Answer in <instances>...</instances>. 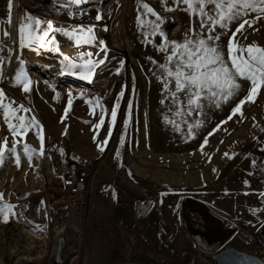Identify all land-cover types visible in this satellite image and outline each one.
<instances>
[{
    "label": "rangeland",
    "instance_id": "obj_1",
    "mask_svg": "<svg viewBox=\"0 0 264 264\" xmlns=\"http://www.w3.org/2000/svg\"><path fill=\"white\" fill-rule=\"evenodd\" d=\"M145 2L161 11L160 4H153L155 0ZM8 3L9 0H1L0 41L5 42L6 47L0 55L10 56L11 62L6 61L4 64L6 79L0 80V87L6 94L5 103L14 101L15 107L23 104L31 109L27 114L22 111L19 114L35 116L42 125L45 138L44 156H35L30 165L27 157L23 155V143L26 142L39 150L41 142L36 134L38 130L32 128L23 136L13 137L0 111V147L3 146L5 138L9 147L19 140L21 143L16 146L22 156L20 167L16 166L14 159L8 158L0 167V180L5 179V171L12 170L15 177L27 175L36 180L35 184L28 180V186L24 190L16 187L21 184V180L13 181L5 194L4 199L8 202L13 197L19 202L22 201L16 204L14 222L21 225L27 217L28 221L32 220V223L38 224L43 228V231L40 230L39 242L46 247L52 240L42 242V238L48 239L47 227L42 224L45 223L44 219L63 218L71 208L70 200L75 199L77 205H84L86 201H91L93 190L97 197H104L110 192L117 208L114 216L118 219L119 229L124 231L127 228L129 222L126 221V215L130 219L135 218L137 222L134 236L138 243L136 250L139 256L122 264H195L200 247L183 228L182 206L187 198L197 199L211 206L213 213L240 228L238 234L228 241L226 250L245 253L246 256L264 263L263 242L260 243L258 237H255L264 224V198L259 195L264 192V131H261L264 128V89H261L256 103L244 105V118L233 117L211 136L208 133L228 117L238 99L246 94L249 87L247 81L242 82L244 91L237 101L219 109L206 107L203 116L195 113L191 116H177V106L171 102V111L167 116L179 124V129L172 124L168 128L171 147H179L181 150L185 147V150L179 151L181 153L173 150L171 155L167 154L166 157L151 155L150 149L154 153L160 151L159 146L149 143L152 128L149 127L148 121L157 106L149 105L151 100L146 93L147 89L139 86L140 76L134 74L137 58L144 56V52L138 54L134 51L142 52L144 38L140 29L133 27L130 31H122L119 26L121 14L137 7L140 0L119 2L112 22L88 21V24L82 20L84 15L81 16V12L76 10L67 8L70 10L67 11L69 15H77L75 18L72 14L74 21L68 19V16L63 17V12L56 7L66 3L61 0H12L11 23L8 24ZM114 7L112 0L107 1L103 13L101 11L99 14L108 15ZM83 9H88L92 14L91 10L97 8H94L93 4H87ZM24 13L50 20L57 28L72 29L80 25H94L96 43L77 45L73 38L63 32L51 33L48 39H51L52 35L57 37L64 53L74 55L90 51L94 61L95 55L98 60L106 57L104 63L96 66L90 79H84L80 70H77L75 75L68 71L70 74L67 75L63 65L54 62L47 54L48 46L40 48L34 45L32 48H25L20 58L25 61V70L33 81L31 92L25 93L23 86L15 84L14 81L19 66L17 57L20 55L18 26ZM162 15L170 18L163 25L169 39H181L190 23L189 15L180 10L163 12ZM76 19H81L80 25ZM245 28L247 38L240 37L242 44L257 43L264 46V19L253 26V29L258 31L248 29L247 25ZM5 29H10V38L2 35ZM232 30L234 31V27ZM237 35L239 37V34ZM121 38L128 45L130 52H124L122 47L112 48ZM161 40L157 35L155 44H159ZM100 41L105 42L108 49L106 53L100 51ZM227 43L228 36H224L223 46L226 47ZM8 47L14 51L8 52ZM67 50L70 52H66ZM115 58H119L120 63H117ZM153 59L162 63L166 55L158 53ZM38 61L42 63L41 66ZM152 65L154 70H157L155 64L149 63L153 68ZM122 91L124 95L121 97ZM97 98L99 104L94 103ZM151 98L158 97L153 95ZM69 99L72 101L71 106L68 104ZM118 99L120 106L116 109L117 119L113 125L110 114ZM129 104L132 106L130 117ZM100 105L103 106V113ZM101 119L104 123L97 128L96 125ZM126 119L129 120L127 128ZM197 119L204 120V125L194 129L196 136L192 139L187 133V123H194ZM205 137L209 142L201 151ZM105 139L108 141L107 145H103ZM60 148L63 149V154L59 151ZM225 152L229 153V156L232 153L237 155L229 158L224 155ZM157 156L162 158L155 159ZM254 159L259 166L252 164ZM81 163L90 167L89 188L85 195H74L65 187L64 175L74 164L82 168ZM23 171L25 174L19 175ZM63 228L65 226L61 223L51 225L49 232L59 234ZM134 236H127L122 240L127 244ZM11 238L9 233L5 238H0V247L5 249L2 254H6L7 245H11L13 241ZM21 239L18 241L19 248ZM204 254L207 255V261L211 262L209 264H223L220 256L209 255L206 251ZM221 254L222 252L219 253ZM57 260V264H72L75 256H59Z\"/></svg>",
    "mask_w": 264,
    "mask_h": 264
},
{
    "label": "snow or ice",
    "instance_id": "obj_2",
    "mask_svg": "<svg viewBox=\"0 0 264 264\" xmlns=\"http://www.w3.org/2000/svg\"><path fill=\"white\" fill-rule=\"evenodd\" d=\"M88 3L89 0H67L63 7H75L82 13V6ZM159 4L161 11H157L149 2L140 0L137 22L146 43L155 44L157 35L162 38L156 48L160 53L166 55L164 62H157L152 57H148L150 63L156 65L157 71L153 75L162 84L164 98L161 103L170 100L175 104L177 106V116H191L193 113L203 116L206 107L219 109L223 105L237 101V98L241 96V92L244 91L242 82L247 81L249 87L246 94L238 99L235 106L231 108L228 117L217 124L216 128L208 135L211 136L215 131L220 130L221 126L227 124L233 117L244 118V105L246 103H256L261 89H264V46L257 43L242 44L240 37L247 38L245 36L246 25L248 29H253L254 25L264 19V0H159ZM12 7V0H9L8 24L11 23ZM176 10L183 11L190 17V23L179 40L169 39L168 33L163 28V25L170 18L162 15V12ZM96 19L101 20L103 16L98 13ZM233 27L234 31L232 30ZM94 29V25L87 27L80 25L72 29L57 28L50 20L41 19L31 13H24L18 26L20 55L17 57L19 66L14 76L15 84L22 85L25 93L32 90L33 81L25 70V61L20 58L23 49L32 48L34 45L44 48L54 44V35L51 36V39H48L50 34L54 32H63L73 38L77 45L96 43ZM253 30L258 31V29ZM237 34H239V37ZM2 35L10 38V29H5ZM224 36H228L226 47L222 44ZM12 43H15V41H12ZM99 45L101 52L106 53L108 51L104 41H100ZM5 47V42L0 41V53L5 51ZM56 50L59 51V48L57 47ZM7 51L13 52L14 49L8 47ZM105 58L95 61L87 59L82 63H76L74 60L65 58L66 67L72 74L75 75L77 70H80L84 79H90L96 66L104 63ZM6 61L10 63L11 57L0 55V80L6 79L3 72ZM122 64L123 61H121ZM123 95L124 92L122 91L120 96ZM5 100L6 94L3 88L0 87V111H2L7 128L13 137L23 136L32 128L38 130L36 134L41 142L39 150L26 142L23 143V155L27 157L31 165V161L35 156L43 157L45 154V138L42 125L35 116L19 114L21 111L27 114L31 109L26 108L23 104L15 107L14 101L5 103ZM71 103L72 101L69 99V106H71ZM94 103L99 104V98ZM119 106L118 99L110 114L113 125L117 119L116 109ZM100 107L103 113V106L100 105ZM131 107V104H129V117L131 116ZM164 119L167 123L179 129V124L175 120L170 119L167 115ZM103 123L104 120L101 119L96 127H101ZM128 123L129 120L126 119L125 128H127ZM203 125L204 120L200 119H197L194 123H187L188 136L194 139L196 136L194 129L203 127ZM224 130L227 131V129ZM261 131H264V128ZM110 136L111 131H109ZM107 142V139H105L103 145H107ZM123 142L122 137L121 144ZM208 142V138L205 137L201 145V151ZM20 143L17 140L16 144L9 147L7 138L4 139L3 146L0 147V167L6 163L9 157L14 159L17 167L21 166L22 156L16 146ZM103 145L100 146L102 151ZM59 151L63 154L62 148ZM224 155L232 158L237 154L232 153L229 156V153L225 152ZM117 156H119V152H117ZM252 164L259 166L255 159ZM245 183H248V181H245ZM259 195L264 198V192L259 193ZM4 196L5 194L0 192V218L7 223L10 217L16 215L17 205L6 201Z\"/></svg>",
    "mask_w": 264,
    "mask_h": 264
},
{
    "label": "bare ground",
    "instance_id": "obj_3",
    "mask_svg": "<svg viewBox=\"0 0 264 264\" xmlns=\"http://www.w3.org/2000/svg\"><path fill=\"white\" fill-rule=\"evenodd\" d=\"M61 1L67 2L66 0ZM107 1L110 0H90L88 4H93V7L97 9L91 10L93 12L92 14L88 9H83V12L80 14L81 16L82 14L84 15V19L82 18V20L86 21L84 23L88 24V21H91L92 23L100 21L112 22L117 12L115 11L117 4L119 2L122 3L123 1L127 2L129 0H112L115 4L114 9H110L108 15L106 14L103 16L102 14L104 20H97V14L101 13V11L103 13V7ZM153 4L158 6L157 4H159V0H155ZM86 5H83L82 8H84ZM138 6L130 9L127 13L124 12L121 14L122 20L119 22V26L122 31H130L133 27L139 29L137 22ZM0 7H2L1 0ZM56 7H58V10L63 12V17L68 16V19L71 21H74V19L77 18V15L74 13L72 14H74L75 18L71 13L69 15L67 12L70 10L78 11L75 9V7L68 8L70 10H67V8L63 7V5ZM155 9L157 10L156 7ZM76 20H78L77 24L80 25L81 19ZM118 47H122L125 50L124 52L131 51L128 48V45L124 42L123 38L118 39L116 46L112 48L118 49ZM142 47V52H139L138 50L134 51L135 53L138 52V54L144 52L143 57L137 58V66L134 70V74L140 76V80L138 81L139 86H141L142 89H147L146 93L149 95L151 100L149 105L157 106V109L153 112L151 119L148 121L150 124L149 127L152 128L149 133V143H151L153 146H159L160 151L154 153L152 152V149H150V154L162 155L163 157H166L167 154L171 155L173 150L181 153L179 151L185 150V147H183L182 150L179 147H174V149L173 146L171 147V140H169L170 133L168 129L171 124L167 123L164 119L165 115L170 114L169 109H171V101L165 100L163 104L161 103V100L164 98L162 84L156 78V76L153 75L154 71L156 72L157 70H154L153 65V68L149 66L150 61L148 60V57L154 58L158 55V53L160 54V52L156 49V44L146 43L145 40ZM66 52L70 51L67 50ZM50 56L54 62L63 65V68L66 69L64 71L67 75L70 74L66 67V62H64L60 57H54L52 55ZM94 59L98 60L96 55ZM115 59L117 63H120L119 58ZM40 61H38V64L41 66L42 63ZM46 68H48V66H46ZM153 95H156L158 98L152 99L151 96ZM157 158L162 157L157 156L155 159ZM81 166L88 169L90 168L86 163H81ZM86 172L88 174L87 187L83 192H81V195L82 193L85 195L89 188L90 171ZM23 174H25V171L19 173V175ZM14 175L15 174L13 173V170L5 171V179L0 180V192L6 194L13 181L16 182L21 180V184L16 185V187L21 190H24L26 186H28V180H30V182L33 184L36 182L35 178H31L27 175L21 178H18L17 176L15 177ZM92 193L91 201H86L84 205L83 203H81V205H77V201H75V199L70 200L69 204H71V208L63 218L48 217L47 219H44L45 223L42 224L46 225L47 227L48 231H46L48 233L46 236H48V239L45 238L43 240L42 238V242L52 240L50 244L45 245L46 247H43V245L39 242L41 241L40 230L43 231V228L37 227L39 225L32 223V220L28 221L29 218L26 217L24 219L25 222L21 225H17L14 222L16 220V216L10 217V220L7 223H5L2 218H0V238H5L6 234L9 233L12 236L11 239L13 240L11 245L9 244L10 246L7 245V249L5 251L6 254H2V251L5 249L4 247L3 249L0 247V263L57 264L59 262L57 257L59 256H75V260L72 264H122L125 261H132L133 259L138 258L139 253L136 250L138 243L136 237L134 236L137 229V222L135 221V218L130 219L126 215V221L129 222L128 226L124 231L120 230L117 226L118 219L114 216L117 208L114 206L115 200L112 193L110 194V192H108L104 197H97V194L94 190ZM10 203L20 204L22 201L19 202L13 197ZM25 214L26 213L24 212L23 215ZM53 218L56 221H54ZM18 219L19 218H17V220ZM242 220H245V218H242ZM60 223L64 224L65 226L61 233L59 232V234H56L54 232H49L51 225L55 226ZM182 223L184 224V230L194 238V241L200 247V250L206 251L209 255L217 254L220 256L221 261L225 264H233L226 259V252L229 251L226 250V246L228 241L232 240L233 237L238 234V230L240 228L236 227L234 224L219 214L213 213L211 206L207 205L206 203L197 199L191 200L189 198L185 199V202L182 206ZM127 236H134V239L126 244L122 239ZM255 237H258V241L260 243L262 241V245L264 246V224L261 227L258 236ZM20 238H22V243L21 247L19 248L18 241ZM221 252L222 254L219 255ZM239 253L242 254L241 252ZM242 255L243 258L251 260L249 264H264L258 259L246 256L245 253ZM209 263L211 262L206 261L204 264Z\"/></svg>",
    "mask_w": 264,
    "mask_h": 264
},
{
    "label": "built area",
    "instance_id": "obj_4",
    "mask_svg": "<svg viewBox=\"0 0 264 264\" xmlns=\"http://www.w3.org/2000/svg\"><path fill=\"white\" fill-rule=\"evenodd\" d=\"M69 166L68 164V168ZM86 171H89L88 168H81L77 164L72 165L67 170V173L64 175V183L65 187L69 188L72 194L78 195L86 189L88 182V174ZM207 260V255L204 254V251L198 250L195 264H204Z\"/></svg>",
    "mask_w": 264,
    "mask_h": 264
},
{
    "label": "water",
    "instance_id": "obj_5",
    "mask_svg": "<svg viewBox=\"0 0 264 264\" xmlns=\"http://www.w3.org/2000/svg\"><path fill=\"white\" fill-rule=\"evenodd\" d=\"M57 47L59 48V51L56 50ZM46 51L48 54L54 57H60L64 62H66L65 58H68V60H74L76 63H82L83 61L87 59H92V55H89L91 54L90 51L84 52L81 54H74V55H69L67 53H64L61 50V44L57 37H55L54 44L49 45ZM226 259L232 262L233 264H249L251 261V260L243 258V255L235 250H229L228 252H226ZM222 263L225 264L224 262ZM189 264H193V263L191 262Z\"/></svg>",
    "mask_w": 264,
    "mask_h": 264
}]
</instances>
